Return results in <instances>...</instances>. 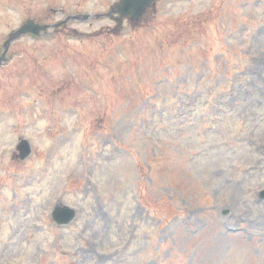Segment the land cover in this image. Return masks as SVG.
I'll list each match as a JSON object with an SVG mask.
<instances>
[{"label":"rangeland","instance_id":"1","mask_svg":"<svg viewBox=\"0 0 264 264\" xmlns=\"http://www.w3.org/2000/svg\"><path fill=\"white\" fill-rule=\"evenodd\" d=\"M119 1L4 7L0 51L29 14L56 23ZM114 26L10 49L0 264H264V0H160L141 25ZM57 204L73 224H54Z\"/></svg>","mask_w":264,"mask_h":264},{"label":"water","instance_id":"2","mask_svg":"<svg viewBox=\"0 0 264 264\" xmlns=\"http://www.w3.org/2000/svg\"><path fill=\"white\" fill-rule=\"evenodd\" d=\"M153 1L154 0H122L119 5L114 7L113 12L118 13L120 15V19L129 16L133 20L138 21ZM41 29L46 30L47 28H40L34 23H29L15 35H13L12 38H10V41L27 32L38 33V31ZM3 59L0 61V64ZM17 149L20 152L18 157L21 159H26L31 154L30 145L25 140L20 142ZM261 196L264 199V191L262 192ZM54 217L58 224L67 225L74 219L75 212L66 207H58L54 212Z\"/></svg>","mask_w":264,"mask_h":264},{"label":"flooded vegetation","instance_id":"3","mask_svg":"<svg viewBox=\"0 0 264 264\" xmlns=\"http://www.w3.org/2000/svg\"><path fill=\"white\" fill-rule=\"evenodd\" d=\"M29 0H7V2L5 3L4 0H0V7H6L7 11L9 13L12 14V12L16 13V15H19L21 13V11H23L24 9L28 10L30 8V6L27 4ZM17 8L19 9V11L17 12ZM54 14L55 15H60V14H63V12H57L56 10H54ZM27 20H34L35 22L39 23V24H47L48 21H46L45 19H39V18H35V17H31L30 14L27 16V18L24 20V22L21 24V25H16L15 27L13 28H10V30L8 31L7 34H12L15 30H17L18 28H20ZM70 24H73L71 22L63 25L62 27L58 28V29H55L52 31V34L54 36H60V35H64L66 37H75L74 35L78 34L76 33V31L74 30H71V33H68L69 32V29H70ZM45 34L44 36L42 37H34L33 35H27L21 39H19L18 41H15L14 44L20 42V41H24V40H32V41H41L42 39L46 38L49 34V33H43ZM9 37V36H8ZM7 37V39H8ZM13 45V44H12ZM11 45V46H12ZM4 52V49L3 47L1 48V51H0V56L2 55V53Z\"/></svg>","mask_w":264,"mask_h":264},{"label":"bare ground","instance_id":"4","mask_svg":"<svg viewBox=\"0 0 264 264\" xmlns=\"http://www.w3.org/2000/svg\"><path fill=\"white\" fill-rule=\"evenodd\" d=\"M86 252H88V250H86Z\"/></svg>","mask_w":264,"mask_h":264}]
</instances>
